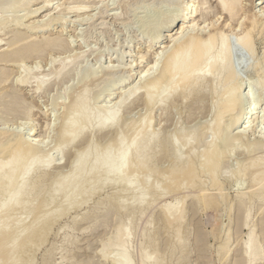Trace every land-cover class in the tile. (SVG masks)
<instances>
[{
    "label": "bare ground",
    "instance_id": "obj_1",
    "mask_svg": "<svg viewBox=\"0 0 264 264\" xmlns=\"http://www.w3.org/2000/svg\"><path fill=\"white\" fill-rule=\"evenodd\" d=\"M33 1L35 0H0V31L14 26L8 31L9 36L7 43H5L6 48L0 51V125L3 127L0 128V264H35V254L46 242L54 226L72 210H79L81 207H84L85 211L80 217L76 216L72 219L71 226L74 227L79 222L88 220L90 225L85 229L89 228L91 232L100 226H109L114 216L122 213V210L127 212V217L125 219L118 217L117 224H114L116 226L113 234L108 235L109 237H106V239L100 240V249L97 252L99 255L98 261L88 257L78 264H103L106 259L111 264H163L165 261L160 256L161 248L159 249L157 247L155 230L151 228V224L154 222L153 220L145 222L146 226L142 230L143 238L139 242V247L136 248L138 251L136 257H134L131 242L135 229L138 227L137 223H139V221L137 222L135 220H140L141 216L148 209L154 208L158 199L178 191V189L183 191L182 188L191 191V194L189 192L188 196L193 199V205L198 203L204 207L203 210L212 207L217 208L221 205L219 200L224 196V192L222 193L224 183L221 177H227V174L230 177L237 176L235 182L238 184L239 180L244 177V173H251V169L254 175L251 178L252 186L248 183L250 185V187L248 186L249 190H239L235 194L236 199L233 198L236 202L232 204L231 201L233 200L230 201L231 206L226 201L228 197L226 194V200L224 199L229 206H227V213L232 212L231 210L235 207V209H242L246 206L245 216L244 219L242 218L243 221H241L242 223L240 221L238 223L236 222L238 227L235 226L236 224L234 225L235 228H240L241 225L248 227L247 238L243 242V252L240 256L234 255L233 243L229 241V233L232 230V226L226 229L225 234L227 239H224L226 242L217 250L219 257L224 262L229 260L231 264H264V242L262 240L264 239V219L258 224L250 223L251 205L247 206L251 202L264 200V161L262 160V156H255L259 152L260 147H264V131H259L260 133H258L257 138L254 139L252 137L254 140L251 139L252 141H249L246 137H248L247 135H249L250 130L252 131V123L245 125L248 121V119L246 120L247 115L257 106L261 100V96H259L261 94L255 95L252 89L257 80L254 79L255 81L249 84L242 83L243 78L237 69L238 66L246 69L253 67L258 70L259 75L264 73L259 63L251 60L255 54L253 48L254 33L258 31V35L260 33L262 35L264 34V10L262 9L264 6L260 7L262 11L259 9L262 13H253V10L251 13L244 9L245 4H242V0H214L217 10L220 12V15L222 14L224 18L226 17V20L224 23L222 21L223 24L219 25L217 24L219 23L217 22L219 19L215 20L214 18L215 21L211 20V23L213 22L210 27H213L212 30L205 31V19H210L208 6H205L208 0H116L118 5L122 4L125 8H128L132 3L138 4L139 2H147L145 4L143 3L140 7L143 10L154 7L158 8L159 5L162 8L163 4L168 6L166 11H160L158 9L159 13L157 17L149 21L152 29L148 34V40L145 41L149 50L153 46V43L158 40L160 36L158 31L160 29H169L175 22L179 23V27H176L177 30L173 34H167L171 31L166 33L169 37L168 43L166 41V44L159 47L160 49L153 53L150 60L139 71L137 81H133L134 84H128V88H124L125 90L121 91V93L119 92L120 95L115 99V102L113 101L114 103L109 105L111 102L109 104L106 103L108 102L107 97H110L109 95L112 94L115 87L125 82L127 76L123 74L124 76L122 77H115V74L118 73V66L115 68L117 63H114L115 66L111 65V68L98 64L96 68H93L94 66L92 65L90 67L83 66L84 68L80 69L82 66L78 67L79 63L86 53L83 50H78L79 52L71 57L70 54L69 57L67 54L68 58L65 55V59L59 58L56 68L54 67V70L52 69L49 74L45 73L42 77H37L34 74L36 61L35 66H32L30 69H23L22 73L18 77L16 76L17 78L15 80L13 78L14 81H9L10 75L13 72L9 75L10 71L7 69L8 66H13L22 59H37L45 52L65 50L69 47L61 34L53 35L51 33L42 37L34 36L36 33L50 30L52 26L50 21V23H46L44 20L46 24H43L41 27L33 26L28 29L22 27L24 25L22 19L28 13L35 11H31L30 9V11H26L29 4ZM43 3L49 4V0H44ZM112 3L116 2L114 1ZM112 3L110 4L112 5ZM262 3L261 1L258 4ZM83 4L79 2L76 6L69 8V10L79 15L85 12L86 7ZM113 5L115 6L116 4ZM103 6H105V3ZM122 6L121 8H124ZM132 8L135 9L134 7ZM104 9L105 7H103ZM103 10L102 13H105V10ZM17 11H23L22 13L26 11L25 13H28L26 15L13 16V13L16 15L17 13L15 14V12ZM191 12H193L192 15ZM7 13L11 14L6 15ZM125 13L127 12L125 11ZM57 15L54 21H58V19L61 21L63 18L61 19L58 17L60 15ZM93 15L89 14L88 18H82V20L89 21L95 17ZM108 15H111L115 20H124L121 12ZM195 16L203 19L202 21H205V25L203 23L202 25L204 26L199 27V23L197 24L194 18ZM235 18L236 22L238 20V24L236 23L237 26L235 25V31L232 34L236 37V43L234 45L229 37V33H233L231 32L233 29L229 33H227V29L232 25L230 21ZM125 19L126 21L128 20L127 18ZM92 22L94 24V21ZM99 24L103 26L104 30H108L104 21ZM124 24L129 26L128 24L130 23L124 20ZM37 28L39 31L33 33L32 30ZM103 49L100 50V52L102 51L101 54L103 53ZM88 51L90 56L91 54L97 53L93 48ZM122 53H118L117 58L122 57ZM245 53L250 57H245ZM145 54L138 56L139 59L142 60ZM261 55L264 59V48L262 49ZM235 56H237V62L234 60ZM106 66H108V63ZM134 66V59L128 60L124 68L128 76H131V73L135 71ZM70 70H72L71 75L75 78L74 80L77 78H82L83 80V78H88L91 74L93 76V74H99L101 72L102 75L103 72L106 73L107 78L106 76L105 78L107 81L105 82L106 79L103 78L105 79L104 88L102 84L97 85L98 82L92 83L95 82V79H89L93 80L91 82L93 85L98 86L94 87L96 90L97 88L99 91L102 90L100 94L105 88L107 93L105 92L104 103L100 106H94L95 104L93 103L94 105H92L90 101L97 94L95 95L93 92L94 94L92 95L91 91L94 90H90L89 84H85L84 82L82 88L75 86L77 92L75 94L72 93L74 94L72 95L73 98L70 94L71 102L69 104L65 102L67 104L66 106L63 101L65 105L63 104L62 106H65V108L62 109L66 111H62L65 115L62 116L60 114L63 119H60L62 120L61 130L56 131L59 135V140H57L59 141L58 145L54 141V146L56 145V147L53 148L52 146L53 149L50 148L51 150L49 151V147L46 148V144L48 143L50 145L49 142L51 141L48 140V137L51 129H53V125L50 122L46 125L45 135L43 134L44 136L41 139L34 137L36 134V125L33 123V116L35 114L34 107L25 98L21 92V88L27 86V84L30 85L29 83H34V89L32 90L34 93L39 94L50 85L52 80L58 81L67 77ZM95 77L98 78L99 76L96 75ZM99 81L101 83L102 78ZM259 84L263 87L264 81L260 80ZM75 89L74 91H76ZM66 90L67 88L64 89L63 87L64 97L68 93V90L67 93ZM209 93L212 95L210 98L212 100H208L212 101L211 108L209 107L210 103L208 101L207 106L210 108V111L212 110V118L208 121L206 127L199 123V126H203L205 129L200 128L197 124V128L192 126L193 128L191 127L192 129H189L188 127L189 132L178 126V128H175L176 124L174 120L178 116L172 122L175 124H172L174 125L173 128H175L173 132L168 129L164 131L163 128L157 125L159 127L158 129L152 126L151 118H154L155 115L153 116L151 114L153 111H149L155 107L160 109L162 115H164L168 106L174 103V101H177V103L175 102L177 105L179 101L181 104L186 103L190 107L203 102ZM90 96H93V98ZM137 97L144 103L142 106H146V110H149L148 113L142 114L143 116L140 115V119L136 123H134L135 121L133 122L135 120L133 118L131 120L133 125L131 124L132 122L127 123L126 121V123H123L121 121L122 111L130 107V104ZM61 98L63 99V97ZM95 98L94 101L97 100V97ZM99 98H101V95ZM205 108L207 107L205 106ZM179 109L182 110V108ZM15 118H20L24 121L20 129L10 130L6 129V126H3ZM126 124L130 125V127L132 126L131 128L129 127L130 129L128 131V127L125 126ZM182 124L185 123L182 121ZM190 124L195 125L192 122ZM190 124L188 125L190 126ZM185 125L182 126L186 128ZM112 130L113 134L116 132V137L112 134L114 139H111L110 132L111 137L109 141H101L103 144L98 146L95 144L97 139L90 138L87 140L88 142L86 141V145H82V149L80 148L75 153L72 152L74 153L73 158L70 159V164L68 162L69 165L66 164L68 165V169H60L62 159L68 149H71L72 145L82 141L87 134H104ZM209 136L211 137L209 138ZM106 137L108 136L106 135ZM245 139L247 140L246 143L244 141ZM225 143L228 145L229 143L231 144L229 145L230 149H228L229 146ZM245 150L248 153L247 156L245 153L244 157L247 158L248 154L254 153L255 150L258 152L254 156L250 154L249 161H245V164H243L244 160L239 156V152H244ZM235 153L239 154V160H242V165L238 163L239 157L237 156L238 158L235 161L238 164L236 166L237 168L236 170L234 169L235 171H231V167L229 166V168L227 166V161ZM163 165H166V168L165 166L162 168ZM257 167L260 168L256 169ZM229 175L228 178H230ZM203 177L207 179V187L204 186L205 182L203 186L201 184L204 181ZM211 187L213 190L216 189L217 192H211ZM186 195L185 197L177 198L174 202H167L163 207H160L159 210H162L160 218H158L163 226L175 228L176 233L174 235L182 247L181 251H179L181 254L185 251V242L187 240L182 230V225L185 220L187 221V207H185L187 203L185 200ZM94 198L96 201L92 205L90 201ZM222 200L220 201L224 203ZM201 206H198V208ZM262 206L264 207V205ZM258 207L257 209L259 211L260 207ZM191 208L193 207H190V212L196 210V206L192 211ZM135 214H139L136 219L134 218ZM166 229L169 230V228ZM235 231L237 234L238 230ZM215 232H212L214 236L218 234L216 233L215 235ZM202 240H205V238L203 239L200 233L194 238L195 242L193 244H196L197 246H195L198 247L202 244ZM110 246H114L115 250L112 252V249L109 251L111 252L109 254L108 250L110 249L108 248ZM149 247H152V249L149 250ZM199 248H197V251L195 248L196 253L194 251L198 260L202 257V252ZM202 251L204 252V250ZM187 257H189V252ZM223 261L222 263L225 264Z\"/></svg>",
    "mask_w": 264,
    "mask_h": 264
},
{
    "label": "rangeland",
    "instance_id": "obj_2",
    "mask_svg": "<svg viewBox=\"0 0 264 264\" xmlns=\"http://www.w3.org/2000/svg\"><path fill=\"white\" fill-rule=\"evenodd\" d=\"M108 1H110V2H108ZM114 1L116 3H112ZM261 1L263 3L262 4H258ZM43 2H44V0H35V1H33V2H31L29 4L30 7L28 6L27 7L28 9L26 11L35 10L36 12L35 11L30 12V13L27 12L28 15H26L27 14V13H25L26 11H24V13H22L23 11H20V12L17 11V12H15V14L16 13L17 14L14 15V13H13V16H17V15L19 16L21 14H25L26 17H24L22 19L23 24H24L22 27H25L26 29H28L29 27H33V26L34 27L35 26L36 27L37 26L41 27L43 24H46V23H48L50 21L51 23L50 22L49 23L52 25L50 27V30L36 33V31H39V29L37 28L35 30H32L33 33H36L34 36L37 35V37L38 36L42 37V36H47L48 34H51V33L53 35L61 34L62 37L67 42V44L69 45V47H68V49H65V50L63 49V50H53V51H49L47 53L45 52L41 57H39L37 59H34V58L22 59L21 61H19L20 63L18 62V63H15V65H13V66H8L7 69H9V71H10L9 75L13 72L10 75L9 81L10 82L14 81L18 77V75H20V73H22L23 69H30V68H32V66H35V62L36 61H37L36 62V69L34 70V74L37 77H42L43 75H45V73L49 74L52 71V69L54 70L56 68V66H57V64L59 62V60H58L59 58L65 59V57L66 58L69 57V54H70V57H71L73 55H76L79 51L83 50V51H86V53H85L86 58L84 59L85 56L82 57V59L80 61V63L81 62L82 63H81V65L79 63V66H78V67L82 66V67H80V69H82L84 67H87V66L90 67L92 65L94 66L93 68H96L98 66V64H102V66L105 65V67H110L111 68V65L115 66V64L117 63L118 65L116 64L115 68H117V66H118V69H117L118 73L115 74V77H120V76L122 77V76H124L123 74H125V76H127L125 78L126 79L125 82H123L122 84H120L117 87H115V89H113L114 91H112V94L109 95L110 97H107L108 102H106V103L109 104L111 102V104H109V105H112L115 102V99L118 98V96L120 95L121 91H123L126 88H128L127 86H129L130 84H134L133 81L134 82L137 81L139 71L146 64V62H148L150 60V58L153 55V53H155L156 50H159L160 49L159 47H161L162 45L168 43L169 37H168L167 34H173L174 32H176L175 30H177V28L179 27L178 26L179 23L175 22V24H173V26L170 27L169 29H166V28L160 29V31H158L160 36H161V37L159 36V38H158L159 41L157 40L156 42H154L153 46L149 50V48H147V44L145 43V41L148 40V36H149L148 34L151 31V29H152V25H151V23H149V21L152 20L153 18L157 17V15L159 13L158 9H160V11H166L168 9V6L165 5V4L162 5V8H160L161 5H159L158 8L154 7V8H150V9L148 8V9H144L143 10L140 7H141V5H143L144 2H141V3L139 2L140 6H139V3L138 4L137 3H132V4L129 5V7L126 6L128 8H125L124 6H122V4L118 5L116 0H100V1L99 0H88V1L87 0H51V1L49 0V4H45ZM79 2L84 3L83 6L85 5V7H86L85 8V12L80 13L81 15L80 14L78 15L77 13L72 12V11L69 10V8H71L72 6H76V4H78ZM104 3H105V6H103ZM110 3H112V5ZM145 3H147V2H145ZM113 4H116V5L114 6ZM242 4L243 5L245 4L244 9L246 11H248V12L249 11L251 12L253 10L252 11L253 13H255V12L256 13H258V12L262 13V12H260V10L261 11H262V9L264 10V8L260 9L261 6H264V0H242ZM106 5H107V7H106ZM121 6L124 7V8H121ZM205 6H208V11H209V16H210L209 18L210 19H207V18H206L207 20L205 19V21H206V25H205V23H204L205 21H202L203 19H201L199 16H197V17L195 16L194 18L197 21V24L199 23V25H198L199 27L200 26L202 27V26L205 25L206 26V30L205 31H209V29L212 30V28H213V27L210 28L211 24L213 23V22L211 23V20L215 21L216 19H219V20H217V22H219V23L216 22L219 25L223 24L225 22L226 17L224 18V15H222V14L220 15V12L217 10L216 2L214 0H208V3ZM103 7H105V9H104L105 13H102ZM132 7H134L135 9H133ZM97 9H99L100 11L97 10ZM125 11L127 13H125ZM115 12L116 13H118V12L120 13L121 12V15L124 18L125 22L130 23V24H128L129 26H126L127 25L126 23H125L126 25L124 24V20L123 19H122L123 21L122 20H115V19L112 18L111 15H108V14H113ZM10 14L11 13H9V14L7 13L6 15H10ZM57 14L60 15V16H58ZM89 14H92V15L94 14L95 15V17L92 18L93 20L92 19L89 20L91 24L88 23L89 22L88 20H84V21L82 20V18H84V19L86 17L88 18ZM96 14H99V15H96ZM192 14H193V12H191V15ZM56 15L59 18H61V19L63 18V19L61 21L59 19H58V21L57 20L54 21V19L57 18ZM217 16H218V18H217ZM125 18H127L128 20L126 21ZM214 18H215V20H214ZM101 19H103V20H101ZM44 20L46 21V23H45ZM51 20H53V21H51ZM99 20L101 22L102 21L105 22V26L108 29L107 31L104 30L103 26L99 24V23H101ZM142 20H146V21H142ZM198 20H199V22H198ZM92 21H94V24H93ZM222 21H223V23H222ZM230 22L232 23L231 27L232 26L233 27L232 28L230 27L231 29L228 28L230 30L227 29V31H228L227 33H229L232 29L233 30L231 32L235 31L234 30L235 29V25L237 26V24H238V20L236 22V18L233 19ZM87 23H88V25H87ZM203 23H204V25H202ZM90 25H92V26H90ZM13 27L14 26H11L10 28H7L6 29L7 31L6 30L0 31V41H1L0 42L1 43L0 44V51L6 48L5 43H7V40H8V36H9V32L8 31H10V29L13 28ZM236 30H237V28H236ZM169 31H171V32H169ZM167 32H169V33H167ZM257 32L255 31L256 34L254 33V37L255 38L253 39V41H254L253 42L254 43L253 44V46H254L253 48H254V53L255 54H254L253 58H251V60L252 61H256L257 63H259V66L262 67L263 68L262 70L264 71V59H263V57L261 55L262 54V49L264 48V37H263L264 34L262 35L259 32L260 35H258ZM164 34H165V36H164ZM232 34H234V32L233 33H229V37L231 39L232 44L235 45V43H236V39L235 38L236 37L233 36ZM256 35H258V36L256 37ZM126 45H130V46H126ZM92 48L96 50L98 55H97V53H94V54H91V56H90L88 50H90ZM102 49H103V53L101 54L102 51L100 52V50H102ZM117 52L118 53H122L123 52L122 53L123 54L122 57L117 58V54H118ZM67 54H68V57H67ZM141 54H145V56H144V58L142 60H140L139 57H138ZM64 55H65V57H64ZM245 55H246L245 57H250L246 53H245ZM136 57H137V59H136ZM110 58H111V60H110ZM236 58H237V56H235L234 60L237 62L238 59H236ZM132 59H134V64H135L134 70L135 71H133L131 73L132 74L131 76H128V74L126 73L124 68H125V65L128 63V60H132ZM254 59H256V60H254ZM56 60H58V61L56 62ZM136 60H137V62H136ZM50 61H51V63H50ZM32 62L34 63V65H33ZM38 63H40V64H38ZM95 63H96V65H95ZM107 63H108V66H106ZM16 64H19V65H16ZM120 66L122 67V71H121V67ZM237 69H238V73L243 78L242 83L249 84V83H252L255 80H257L256 83L253 85L252 89H253V92H254L255 95L261 94V95H259V96H261L260 97L261 100L258 102L257 106L247 115V118H246V120L248 119V121L246 122L245 125H248V123H250V124L252 123L251 124L252 131L250 130L249 135H247L248 137H246V139L250 141L253 138L256 139L257 136L259 135L258 133L264 131V115H263V113H264V86L262 87L259 84L260 80L264 81V73L262 75H259L260 73L258 72V70L256 68H253V67L249 68V69H246V68H243L241 66H238ZM119 73H120V75H119ZM71 74H72V70H70V73H69V75L67 77L62 78V79H60L58 81L52 80L50 85L44 91H42L39 94L38 93H34V91L32 90V89H34L33 88L34 83H29L30 85L27 84V86H24L23 88H21V92L24 94L25 98L28 101H30V103H32V105L34 107L35 114L33 116V118H34V122L33 123H34V125H36V127H35V133L36 134L34 135V137H36V139H41V137H43L45 135L44 131H45L46 125L49 124V122H50V124L53 125L52 126L53 129H51V131H50L51 133H49V137H48V140L51 141V142L48 141L50 145H48V143L46 144L47 145L46 148L49 147V149H48L49 151L51 150L50 148H52V146L54 148V147H56V145H58L59 141H57V140H59V135L57 134L56 131H60L61 130V126H62L61 121L62 120H60V119H63L61 117V115L62 116L65 115V114H63V112L66 111V110L63 111L62 108H65V106H62V105L65 102L66 103L68 102V104L71 102L70 100H71L72 95H74L75 92H77V90L75 89L76 88L75 86H77V88H80V87L82 88L84 86V82H85V84L86 83L89 84L90 90H94V91H91L92 95L94 93H95V95L97 94L96 96L94 95L95 97H97L96 101H94V99H96L95 97L93 98V96H90L91 98H93L92 99L93 102L92 101H90V102L92 103V105L95 104L94 106H97V105L100 106L101 104H103L104 103V99H105L104 97L106 96V93H107L106 88L103 90V92L101 94H100V92L102 90L99 91L98 88H97V90H98L97 91L96 88H94L97 85H101V84H102V87L104 88V86H105L104 85V80L107 78L106 73L103 72V75H102V72L99 73V74H93V76L94 75L95 76L98 75L99 77L101 75V77H100V79L102 78L101 83L99 81L100 79H98L99 77L96 78L94 76L95 77L94 78L92 76V74L88 78L87 77L83 78V80H82V78H77L76 80H74L75 78L72 77ZM117 75H119V76H117ZM105 76H106V78H105ZM13 78H14V80H13ZM89 78L90 79L93 78V80L95 79L94 80L95 82H92L93 80H90ZM103 78H105V79H103ZM84 79H86V80L84 81ZM106 81H107V79L105 80V82ZM91 82L92 83H97L98 82V83H97V85L94 84L95 85L94 86ZM90 84H92V86H90ZM63 87H64V89L67 88V90H68V93H67V90H66L68 98H67V95H65V97L63 95V91H62ZM91 87H93V88H91ZM72 88H73V90H72ZM69 89L71 90L70 92H69ZM74 89L76 91H74ZM99 89H100V87H99ZM118 89H120V90H118ZM72 93H74V94H72ZM70 94H71V97H70ZM100 95H101V98H99ZM211 96L212 95H210V93H209L207 98H205L207 100L204 99L203 102H201L199 104L192 105L190 107H188L186 105V103L181 104L179 101H178V105H177V104H175V102L177 103V101H174V103H172V104H170L168 106L167 111H166V113L164 115H162V111H160V109H158L156 107L153 110H150V111L146 110V106L145 107H144V105L142 106V104H144L142 102V100L139 97H137L132 102V104H130V107H128L127 109H124L122 111L121 121L123 123H126V121H127V123L128 122L130 123V122H132L131 120H133V118H134L135 120H133V122L135 121L134 123H136V121H139L138 119H140V115H142L144 113L147 114L148 111L149 112L153 111V112H151V114L153 116L154 115L155 116H154V118L153 117L151 118V120H152L151 123L153 124L152 126H154L157 129L160 127V128H163L164 131H165V129L166 130L168 129V130L173 132L175 128L181 127L182 129L184 128L183 130H188V127H189V129H192L193 128L192 126H195V127L197 125L199 126L200 125L199 123H201V125L202 124L205 125V127H206L208 121L211 120V118H212L211 117L212 110L210 111L211 102L212 101H208V100H212V99H210ZM61 97H63V99ZM64 98L65 99L67 98L66 101H65ZM63 101H64V103H63ZM207 101L210 103L209 104L210 108L207 106L208 105ZM53 102H54V104H53ZM55 103H57V104L55 105ZM203 105H204V107H203ZM66 106H67V104H66ZM205 106L207 108H205ZM172 107H176V108H172ZM185 107H186V109H185ZM179 108H182V110L179 109ZM57 110H58V112H57ZM176 110H177V112H176ZM174 113H175V115H174ZM178 113H180V114H178ZM173 116H175V117L173 118ZM177 116H178V118L175 119ZM261 116H263V117H261ZM129 118H131V119H129ZM18 119H20V118L12 119L10 122H8V124L3 125V126H6L7 128L6 127L5 128L6 129H10V130H15L17 128L20 129L21 125L23 124L24 121L22 119H20V120H18ZM179 119H180V121H179ZM173 120L175 121L176 125L174 123H172ZM182 121H183V123H185V124L187 123V124L186 125L182 124ZM133 122L131 123L132 125H133ZM190 122H192V124H195V125H191ZM13 123H16V124H13ZM19 123H21V124H19ZM60 123H61V125H60ZM172 124H174L176 127L173 128L174 125H172ZM178 124H180V125H178ZM188 124H190V126ZM9 125H10V127H9ZM54 125H55V127H54ZM156 125L159 126V127H157ZM182 125H185L186 128L184 126H182ZM125 126L128 127L127 131L132 127V126L130 127V125H127V124ZM169 127L172 128V129H170ZM0 128H3L2 125H0ZM200 128H204V127L202 126ZM200 128H198V129H200ZM110 132H111V136H112L113 130L107 132L108 134L107 133L97 134V135L96 134H90V135L87 134L82 141H79L77 144L72 145L71 149H68V151L66 152V155L62 159V161H61L62 165L60 164V167H61L60 169L61 170H62V168L66 169V170L68 169L67 166L70 164V161H71L70 159L73 158V155H74L75 152H77V150L78 151L80 150V148L82 147L83 144H85V145L87 144L86 143L87 140H89L90 138H93V139L96 138L97 141H96L95 144L98 145V146L102 145L103 144L102 142H105L107 140L109 141V138L111 137L110 136ZM188 132H189V130H188ZM106 135L108 137H106ZM113 135L116 137V132H114ZM114 136H112L113 138L111 137V139H114ZM210 137L211 136H209V138ZM103 138H105V139L107 138V139L106 140L104 139V141H103ZM246 139L244 140L245 143L247 141ZM54 141H56V143H57L55 146H54V143H55ZM242 143L245 145L244 142H242ZM226 145L229 146L231 144L229 143V145L228 144H226ZM226 145H225V148H226ZM244 145H242V146L244 147ZM228 149H230V146L228 147ZM260 149L259 150L257 149L259 151V152L257 151L259 153V155H258V153L255 150L254 153H252V154L250 153L251 156H254V154L257 153V154H255V156L256 155L258 157L262 156L264 158V147H260ZM46 151H47V149H46ZM242 151H243V149H242ZM72 152H74V153H72ZM241 152H239L240 155L237 154L238 152L235 153L227 161V166L231 167V169H232L231 171H233L234 169L236 170V168H237L236 166L238 164L235 161H236V159L239 156L242 158V160H244L243 164H245V161H249L248 158L251 157V156L249 157L250 154H248V158H247V157H244L245 153H246V150L244 152H242V154L244 153L243 155L241 154ZM262 152H263V154H262ZM247 153H246V156H247ZM240 157L238 158V163H240L242 165V163H241L242 160H239ZM263 158H262V160L264 161ZM229 161H230V163L228 164ZM68 162H69V164H68ZM66 164H68V165H66ZM164 166L166 168V165H163L162 168H164ZM259 168L260 167H257L256 169H259ZM64 169H63V171H64ZM229 171H230V169H229ZM252 171L253 170L251 169V173L250 172L249 173L248 172L244 173V177H243V175H241V177H243V178L241 180H239V182H241L240 184L238 182V179H237L238 184L235 182L237 176H231L230 177V175L227 174L226 175L227 177L223 176L224 179H223V177H221L222 178L221 180H223V183H224L223 186H222V193L224 192V196L222 198L223 200L222 199H220V200H222L226 205L219 200V203H221V205L219 204L220 206H218L217 208L216 207H212V208H207V209L203 210L204 207H202L200 204H198V203L196 204L195 203L196 205H193L192 204L193 203L192 202L193 199L190 196H188L189 192L191 194V191H189L187 189H184V188H182L183 191L178 189L179 192L175 191L173 193L165 195L164 197H161V199H158L159 201L158 200L156 201L154 208L148 209V211H146V213L141 216L140 220H135L137 222L139 221V223H137L138 227H136V229H135L134 237H133L132 242H131L132 253L134 254V257H136V254H137V251H138V249H136V248L139 247V242L143 238L142 230L146 226L145 222H147L148 220L149 221H152V220L154 221L151 224V228L153 230H155V240L157 241L156 245H157V247L159 249L161 248L160 249V253H161L160 256L163 257L164 261H165L163 264H223L222 263L223 260L221 259V257H219L218 250H219V247L223 243L226 242L224 240V239H227L225 231H227L226 229L231 228V226H232V230H233V228H234V230L233 231L231 230V232L229 233V237H230L229 241L233 243L234 255L236 254V256L237 255L240 256V254L243 252V248H244L243 242L247 238L248 227L244 226V225H241V227L239 226L240 228H237L238 227L237 223L239 221H240V223H242L241 221H243V219H244L245 212H246V206L243 207L242 209H235L236 208L235 207L234 209L231 210L232 212H229V213H227V211H228V207L231 206L234 202H236L235 194L237 192H239V190L240 191L249 190V187L252 184L251 183V178L254 175L253 174L254 172H252ZM248 174H249V176L251 174L252 175L249 177ZM228 175H229L230 178H228ZM245 175H247V176H245ZM203 180H204L203 183H201L202 186H203V184L205 182L204 186L207 187L206 186V184H207L206 180L207 179H205L203 177ZM248 183L250 185H248ZM108 190H110V189H108ZM210 190H212L211 192H214V193L217 192L216 189L213 190V188L210 189ZM185 194H187L186 195L187 197L185 199L186 202H187L185 204V207H187V209H186V211H187V217H186L187 221L185 220L184 224L182 225V230L184 231V237H186L187 240L185 242V251L182 252V254H181V252H179V251H181L182 247L179 245V242H177L176 236L174 235V233H176L175 228L174 227L172 228V227L163 226V224H161V221H159L158 218H160V214H161V210H162V209L159 210L160 207H163L165 205V203H167V202L168 203L169 202H174V201H176L177 198L185 197ZM225 194L228 197L225 196ZM226 197H227V200H226ZM233 198H235V199H233ZM190 199H191V202H190ZM224 199L228 202L229 206L227 205V202ZM231 200H233V201H231ZM95 201H96V199L94 198L90 202L93 205ZM230 201L232 202V204H231ZM263 202H264V200H262V201H260V200L258 201L257 200V201L251 202L250 204H247V206L251 205L250 206V211H251L250 223L258 224L262 219H264V210H263L264 207L262 206V205H264ZM254 204L255 205L257 204L256 207H255ZM197 205L201 206V207L198 208ZM258 205H259L260 209L262 208L261 210L259 209V211L257 209ZM191 206L193 207V208H191V211L195 209V206H196V210H194L193 212H190V207ZM237 210H239L240 212L238 211V213H237ZM84 211H85L84 207L79 208V210L78 209L75 210V211L72 210L68 215H66L61 220H59V222L54 226V229L48 235V237L46 239V242L36 252L35 261H34L35 264H78L83 259H86L88 257H91L95 261L99 260V255L97 254V252L100 249V242H101L100 240H102L104 238L106 239V237H109L110 235L113 234L114 228L116 226L114 224L115 223L117 224L118 217L121 218V219H125L127 217V212L126 211L124 212V210H122V213H120L119 215H115L114 218L112 217L113 220L110 222L111 224L109 226H107V227L100 226L96 230L91 232V231H89V228L85 229L86 227H88L90 225L88 220L81 221L78 224L74 225V227L71 226L72 225V223H71L72 219L74 217H76V216L80 217V215ZM195 211H198V212H195ZM218 212H220V213H218ZM235 212H236V214H235ZM192 213H194V214L192 215ZM138 215L139 214H135L134 218L136 219ZM228 219H230V220H228ZM211 222H213V223H211ZM227 222L229 223V225H228ZM234 225L237 226L236 227L237 229L235 228ZM227 226H228V228H227ZM166 228H169V230H167ZM215 228H217V229H215ZM239 229H240V231H239ZM235 230H238L237 234H236ZM220 231H222V232H221L220 235H218L220 233ZM212 232L213 233L215 232V235H216V233H218V234L216 236H214L212 234ZM200 233H201L202 238L203 239L205 238V240H202V244H200L198 246V247H200L199 249L202 252V257H200L199 260H198L197 257H196L197 255H195L198 247H196L197 245L193 244V242H195L194 238H196ZM217 238H219V239L217 240ZM262 240L264 242V239H262ZM175 241H176V243H175ZM194 246L196 248V251H195ZM108 249H110V250H108V253L110 254L111 252H109V251H111L113 249L112 250V252H113L115 250V247L114 246H110ZM148 249L150 250V249H152V247H149ZM202 250H204V252ZM194 251H195V253H194ZM188 252H189V257H187ZM165 259H167V260H165ZM228 262H229V260L225 261L224 263L225 264H231L230 262L229 263ZM103 264H111V263H110V261H108L106 259V260H104Z\"/></svg>",
    "mask_w": 264,
    "mask_h": 264
}]
</instances>
